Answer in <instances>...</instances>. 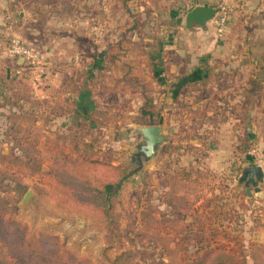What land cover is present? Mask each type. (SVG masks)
I'll return each mask as SVG.
<instances>
[{
	"label": "rangeland",
	"instance_id": "1",
	"mask_svg": "<svg viewBox=\"0 0 264 264\" xmlns=\"http://www.w3.org/2000/svg\"><path fill=\"white\" fill-rule=\"evenodd\" d=\"M175 1L167 0L163 4L166 10L173 6V12L177 7L179 18H171L168 12L166 17L151 15L143 19L144 15L140 17L139 12L140 0H106L108 7L92 0H0V27L4 24L0 31V158L5 156V163L0 161V211L6 218L22 224L28 235L55 236L65 247L94 264H115V258L120 256L122 260L121 254L126 251L131 253L127 264H193L200 253L194 242L200 219L204 224L209 222L210 228L217 224L228 228L231 224L241 234L246 252L254 254V258L248 257L247 264H264V179L258 183L256 196L250 187L252 194L246 197L244 185L238 183L242 169L257 166L256 157L264 149L254 147L253 142L238 147L239 160L227 164L226 168L213 169L217 175L208 177L210 168L202 162L205 155L202 149L196 151L200 160L196 158L195 169L187 161L183 167L178 165V155L192 148L185 142L177 146L171 141L170 133L157 157L132 173L138 167L132 161V154L137 151L135 145L140 135H128L124 130L166 122V126L172 123L176 130L178 124L172 121L178 119L183 122L181 131L186 133L196 120L192 110L204 108L208 97L204 88H200L202 81L188 88L185 85L177 111L171 113L164 109L163 115L156 111L157 107L164 106L165 100L159 99L160 89H155L160 88L156 83L158 72H153L149 64L166 65L164 73L171 76L170 61L182 64L191 54L185 50L177 56L178 52L168 44L177 38L175 34L170 39L169 29L176 30L178 26V40L185 43L195 28L189 27L188 33L184 28L185 14L193 3L180 0L176 5ZM97 6L98 20H91V10L95 12ZM21 12L27 13L28 29L32 24L43 25L41 30L48 36L27 42L19 33L24 22ZM256 16L247 18L246 31H238L232 38L229 27L217 36L211 22L204 25L212 32V39L238 44V83L231 85L238 87L237 119L250 117L243 112L245 104L253 100L251 92L264 93V51L259 48L260 51L246 55L247 51L241 48V44L249 46V42H256L257 47L264 43L263 16ZM78 17L85 20L81 26L93 45L85 39L80 50L64 57L58 44L66 40L57 24L66 19L72 23L66 27L73 30L77 28ZM249 21L258 25L259 33H248ZM145 25L148 30L143 29ZM156 26L167 32L156 33L153 31ZM12 32L38 55L35 65L24 60L19 64V58L7 51ZM55 45L57 51L53 56L60 54L61 58L51 59L43 49ZM107 48L113 51L104 56ZM1 64L6 65L2 68ZM211 67L209 74L213 75L216 71ZM144 81L153 101L151 110L144 109V99L140 98ZM82 92L88 94V99L82 100ZM245 96H249L248 101H244ZM96 105L109 113V120L102 127L94 126L90 118ZM143 115L153 123H139ZM11 123L22 127V137L28 135L25 139L33 146L28 151L31 158L15 162L12 157L23 155L6 136ZM241 124L238 123L242 127ZM83 143L93 145L92 152L85 156ZM252 149H255L254 156L250 155ZM25 160L31 168L25 165ZM109 164L122 167L124 175H119ZM261 167L264 171V166ZM107 184H111L108 189ZM87 186L93 194L94 190L107 193L108 202L99 205L84 201L88 198L85 193L89 192H83ZM28 191L31 197L23 202ZM164 192L184 195L188 201L197 199L204 213L172 211L162 202ZM238 210L242 218L240 227ZM163 220L164 226H161L159 223ZM206 234L209 233L205 231L203 235ZM181 238H185L183 244Z\"/></svg>",
	"mask_w": 264,
	"mask_h": 264
},
{
	"label": "crops",
	"instance_id": "2",
	"mask_svg": "<svg viewBox=\"0 0 264 264\" xmlns=\"http://www.w3.org/2000/svg\"><path fill=\"white\" fill-rule=\"evenodd\" d=\"M105 1L106 0H92V3L107 6L105 5ZM140 1L141 4L139 6V12L140 17L144 15L143 19H146V16L150 18L151 15H154L155 18H157V16L166 17V14L168 12H171L169 14L171 18L173 16L179 18V13L176 9L177 7L175 8L174 12L172 10L173 6L170 10H166L163 2H166L167 0ZM179 1L180 0L175 1L176 5ZM183 1L187 4L193 3L192 7H190L189 10H191L196 5H209L215 7L219 2V0ZM91 12L92 14L90 16V19L98 20L99 7L97 6L95 12H93V10H91ZM258 14L259 16H263L262 18L264 26V0H235V8L232 12L227 26L229 27L228 34L230 36L232 34L235 36L236 32L238 31L245 32L248 28L246 19H255L258 17L256 16ZM26 15L27 13H20L21 17L24 16L22 19L24 22L19 27L20 35L23 36V38L29 43L35 42L36 38L38 37H47L48 34H46L44 30H41L43 25L41 26L40 24H32L30 25L31 28L29 29L26 27ZM82 20V18L79 19L78 17V19L75 21V26L77 28H74L73 30H70L68 26L66 27V25L72 24L71 22H66V19L61 20L57 24L63 29V39L66 40L61 41L60 44H58L59 49L61 50V53H63L64 57H68L70 53H73V51L76 52L80 50L84 46V42L86 43V41H88V44H90V46L93 45L92 41L90 42V39L87 38L86 31L81 26L85 24V20ZM248 23H250L248 29L249 34L251 32L253 34L259 33V27L255 24V22L249 21ZM3 26L0 27V31L3 30ZM194 27V33L192 34L193 36H188L185 40V43L179 42L178 40L180 32V30H178V26L176 30L175 28L169 29V36H171V40L173 39L172 37L175 34L177 36L175 40H172L170 41V43H168L169 45H171L170 47H172L173 50L178 52L175 53V55L179 56L181 52L183 53V51L185 50H189L191 54L187 56L186 60L183 61L182 64H180L179 62L173 63V61H170L171 64L169 66V71L173 73L171 74V76H168V74L165 75L164 73L163 68L167 67L166 65L161 66V64H159L161 67H156L155 70L158 72L156 83L160 88L155 89H160L158 91V94L161 93L159 99L163 101L165 100L164 103H162L164 104V106L157 107L156 111L161 115H163L164 109H169L172 111L171 113H174V111H177L178 109V100L184 93V86L186 85V87L188 88L191 87V85H193L194 83L198 84V82L202 81V85L200 86V88H204L203 92L208 97L206 96L207 99L205 101L204 108H200L197 112H195V110H192V113L196 114V120L193 121L191 125L189 124L190 126L187 132L183 133L181 131L183 122L179 121L178 119L172 121L178 124L176 130L174 129V125L172 123H169L167 127L169 126L168 128L171 129V131L169 129V134L171 133V138L173 137V140H171L173 143L175 141V144L177 146H180L185 142L189 148H192L186 153L178 155V165L180 167H183V162L187 161L190 164H193L190 167H193L195 169V167H197L194 165L197 164L196 158L198 159V161L200 160V158L196 156V151L202 149L205 152L202 162H204L205 167L210 168L208 177H211V174L213 177L214 175H217V172L212 171L213 169H216L220 166V169L226 168L227 164L234 163V161L239 160L241 154L238 151V147L243 148L245 147V144L253 142L254 147L258 149H264V99L262 95L260 96V93L255 94L251 92L250 94L252 95L251 97H253V100L250 103H246L248 104V106L244 107L243 112V114L245 113L246 115H250V117H248L246 120L245 117H238L237 119L238 87H232L231 85L233 83H238V44L234 41L218 42L216 41V39H212V32L209 29L205 28V26L194 25ZM184 28L187 29L188 33V30H190V28L186 27V25ZM112 29L115 30V26ZM143 29L148 30V27L145 25L143 26ZM39 31L42 33H40ZM153 31H156V33L161 32L160 34L167 32L165 28L160 26H156ZM97 35H99L98 32ZM190 38H192V40ZM94 40L98 42V40ZM249 43V46L246 44H241V48L247 51L246 55H250V51L255 52V50H259V48H262L261 51H264V43L262 45H259L260 47H257L258 44H256V42ZM45 44L46 41L44 40V45ZM55 47L56 45L54 46V48H52L51 46L45 47L43 49L45 55L46 53L49 57L51 55V59H55L53 57L61 58L60 54L53 56V54L55 55L57 51L55 50ZM224 52L229 56L225 55ZM3 65L6 64H1L2 68ZM211 66L215 68L214 71H222V75H226L224 81L223 79L217 81L214 74H209V72L211 71L210 69L212 68ZM0 73H2L1 70ZM189 91L187 90V92ZM85 92H82V100L88 99V94H85ZM140 98L142 97L140 96ZM252 114L253 116H251ZM199 117L201 118L199 119ZM238 123H243V125L245 126L241 124V127L240 125H238ZM166 124L167 122L164 125L166 126ZM241 130L242 133H239V131ZM243 132H245V135L243 134ZM246 137H248L249 139H247ZM243 190L244 195L246 197H249L247 192L245 191V187L243 188ZM252 195L256 196L257 194L253 192Z\"/></svg>",
	"mask_w": 264,
	"mask_h": 264
},
{
	"label": "trees",
	"instance_id": "3",
	"mask_svg": "<svg viewBox=\"0 0 264 264\" xmlns=\"http://www.w3.org/2000/svg\"><path fill=\"white\" fill-rule=\"evenodd\" d=\"M113 51V48H107L103 51V55L107 56ZM264 58V54L262 55ZM156 64H149V68L154 72L156 71ZM262 69H264V59L262 64ZM157 73V71H156ZM215 79L218 81L220 79H225V74L222 75V71L216 72ZM142 83V98L144 99V109L151 110L153 108V101L151 97L147 94V83ZM224 85V84H223ZM252 93H260L258 91H253ZM261 95L264 99V93L261 92ZM260 95V96H261ZM249 100V96H245L244 101ZM248 104L245 105L247 107ZM108 112L95 106V111L91 114L90 118L93 121V125L97 127H102L105 125L106 121L109 120ZM141 121L139 123H148L152 124V120H148V117L145 115L141 116ZM8 131V130H7ZM9 134L6 135L7 138L12 142L18 151L23 156H12L16 161L20 159H26L30 157L29 149L30 140L28 135L22 137L24 134L22 127L20 125L11 123L9 126ZM249 139L248 137H246ZM249 145V144H248ZM247 145V146H248ZM12 147V146H11ZM93 149L92 144L83 143L82 153L83 156L87 153H91ZM24 157V158H23ZM31 158V157H30ZM1 163H5V156H1ZM25 165L31 168L29 161H24ZM94 163L105 164L103 162L94 160ZM112 169L116 170L119 175H124V169L119 166L107 165ZM183 173V172H182ZM122 175V176H123ZM73 178V177H72ZM111 184H107L105 187L108 189ZM94 190V189H92ZM83 192L88 198H85L84 201L87 203L93 204H106L107 193H102L100 191L94 190V194L91 193V189L87 186ZM80 191V193H83ZM84 194V193H83ZM164 204L169 206L172 211L178 213H204L203 207L197 205V199L188 201L184 195H178L177 193L164 192ZM83 199V198H81ZM200 211V212H199ZM212 211V210H211ZM165 219V218H162ZM242 221L240 212L238 210V227ZM165 220L159 223L161 226H164ZM209 222L204 224L201 219L197 223V228L195 230L194 242L198 246L199 255L195 258L193 264H247L248 257L254 258L253 252L248 254L246 252V246L241 240V234L236 233L233 226L228 228H223L221 224H217L214 228L209 227ZM206 229V230H205ZM228 229V230H227ZM205 231L209 234L205 236L203 233ZM239 231V229H238ZM185 237V236H184ZM182 244L185 241V238L180 239ZM186 245V244H184ZM185 250V246H183ZM264 249V248H263ZM122 260L120 256L115 258V264H127L131 259L130 251L123 252ZM127 262V263H125ZM0 264H94L89 259L84 257H79L77 253L71 249L65 247L57 237L55 236H33L28 235L25 227L17 222L13 218H6L0 211Z\"/></svg>",
	"mask_w": 264,
	"mask_h": 264
},
{
	"label": "water",
	"instance_id": "4",
	"mask_svg": "<svg viewBox=\"0 0 264 264\" xmlns=\"http://www.w3.org/2000/svg\"><path fill=\"white\" fill-rule=\"evenodd\" d=\"M216 12L215 7L209 5H196L185 14V25L191 27L193 25L204 26L213 18ZM18 63H23V58L18 59ZM128 135L133 134L136 137L140 135V141L135 145L137 149L132 155V161L138 167L132 172L133 174L140 171L144 163L157 157L161 146L169 140V129L165 125H143L140 127H128L124 130ZM264 178V171L260 166L249 165L242 169L238 176V183L243 184L248 196L251 195L250 187L255 194H259L258 183ZM31 197L28 191L23 197L26 202Z\"/></svg>",
	"mask_w": 264,
	"mask_h": 264
},
{
	"label": "built area",
	"instance_id": "5",
	"mask_svg": "<svg viewBox=\"0 0 264 264\" xmlns=\"http://www.w3.org/2000/svg\"><path fill=\"white\" fill-rule=\"evenodd\" d=\"M234 8L235 0H219L216 4V12L210 22L217 36H221L225 32ZM7 51L16 59L23 58L24 62L29 65H35L38 62V55L13 32ZM250 155H256L255 149L250 151ZM255 161L257 166H264V151L256 157Z\"/></svg>",
	"mask_w": 264,
	"mask_h": 264
}]
</instances>
